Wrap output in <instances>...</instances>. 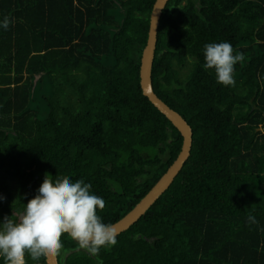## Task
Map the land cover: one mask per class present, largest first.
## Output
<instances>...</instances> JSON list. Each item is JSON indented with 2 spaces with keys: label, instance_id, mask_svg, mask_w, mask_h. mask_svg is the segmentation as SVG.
<instances>
[{
  "label": "trees",
  "instance_id": "obj_1",
  "mask_svg": "<svg viewBox=\"0 0 264 264\" xmlns=\"http://www.w3.org/2000/svg\"><path fill=\"white\" fill-rule=\"evenodd\" d=\"M154 2L0 0V220L47 175L90 183L112 225L177 158L180 132L139 83ZM222 41L243 56L232 86L203 68ZM151 79L190 156L114 246L94 256L64 234L59 264H264V0H168Z\"/></svg>",
  "mask_w": 264,
  "mask_h": 264
},
{
  "label": "clouds",
  "instance_id": "obj_2",
  "mask_svg": "<svg viewBox=\"0 0 264 264\" xmlns=\"http://www.w3.org/2000/svg\"><path fill=\"white\" fill-rule=\"evenodd\" d=\"M7 18L0 28L7 29ZM205 70L212 69L218 84L232 86L234 65L243 59L233 54L227 41L203 46ZM5 197L0 195V201ZM105 207L104 200L95 195L91 184L83 179L56 178L45 175L35 195L23 203L18 219L0 220V261L2 264H27L26 255L39 264L42 258L58 256L63 248L62 235L75 240L80 248L98 255L101 248L117 243L115 230L97 214ZM249 220L254 218L249 215Z\"/></svg>",
  "mask_w": 264,
  "mask_h": 264
},
{
  "label": "water",
  "instance_id": "obj_3",
  "mask_svg": "<svg viewBox=\"0 0 264 264\" xmlns=\"http://www.w3.org/2000/svg\"><path fill=\"white\" fill-rule=\"evenodd\" d=\"M168 0H155L149 20L146 44L140 56L139 77L140 88L144 96L173 124L182 136V146L177 158L157 180V182L140 198V200L122 218L111 226L116 235L127 230L157 198L170 186L175 176L179 173L184 163L190 156L192 146V129L187 121L174 109L170 108L154 92L152 87V65L155 56L157 33L160 17ZM46 264H59L58 256L45 258Z\"/></svg>",
  "mask_w": 264,
  "mask_h": 264
}]
</instances>
